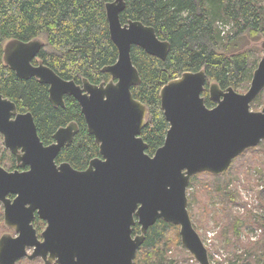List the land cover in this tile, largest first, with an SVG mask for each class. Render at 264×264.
I'll use <instances>...</instances> for the list:
<instances>
[{"label":"water","instance_id":"95a60500","mask_svg":"<svg viewBox=\"0 0 264 264\" xmlns=\"http://www.w3.org/2000/svg\"><path fill=\"white\" fill-rule=\"evenodd\" d=\"M124 7L125 0L105 3L117 59L102 70L116 82L92 84L84 78L81 89L60 78L42 59L32 63L44 44L37 37L13 38L3 46V62L19 78L34 76L50 85L53 105L63 103L65 92L76 98L100 156L84 170L68 162L56 166L54 157L64 142L72 140L76 124L57 129L56 142L44 146L31 112H17L15 103L0 93L4 144L19 166H30L24 172H8L0 166L4 222L18 232L0 236V264L38 257L41 264H134L147 229L157 219L177 225L182 246L199 264H210L189 215L186 190L195 174H223L236 156L264 139V105L260 110L250 108L264 89V53L245 92L209 84L212 108L201 95L204 68L184 71L163 84L159 99L169 127L163 144L150 155L140 136L149 110L131 91L141 78L130 52L137 45L164 59L170 43L139 20L122 22ZM257 44L264 51V39ZM7 192L16 194L12 203L5 198ZM35 210L47 223L42 239L30 223ZM136 223L139 232L133 234Z\"/></svg>","mask_w":264,"mask_h":264},{"label":"trees","instance_id":"16d2710c","mask_svg":"<svg viewBox=\"0 0 264 264\" xmlns=\"http://www.w3.org/2000/svg\"><path fill=\"white\" fill-rule=\"evenodd\" d=\"M107 1L0 0V93L14 101L18 110L32 112L44 141L50 139L60 124L71 119L77 121L80 130L72 143L61 149L58 160H67L78 169L98 156L99 150L94 136L86 130L76 102L69 97L64 108H54L43 84L19 78L3 62V46L13 38L26 41L37 37L44 42L39 57L60 76L76 80L86 78L93 83L106 80L109 74L102 71V67L117 59V48L111 40L106 18ZM120 19L122 22L139 20L150 25L159 38L170 43L164 59L148 54L137 45H132L130 52L141 78L131 91L149 110L141 131L148 154H153L163 144L168 129L159 99L163 84L184 71L204 68L203 95L210 105L209 83L215 81L221 88L247 89L257 65L256 52L252 53L251 49L263 51L257 41L258 37H264V0H125ZM222 24L231 28L225 36L221 33ZM243 36L254 39L251 45L255 47L245 45L232 50L233 43ZM261 101H264V89L253 105ZM197 175L205 176V188L223 200L224 216L231 224L229 204L233 193L226 189L227 173L199 172ZM198 194L189 195L187 207L191 219L204 223L208 214L199 212L207 211V207L204 196ZM139 228L138 223L133 225L132 233H138ZM178 228L157 219L147 229L134 264H182L176 252L182 246Z\"/></svg>","mask_w":264,"mask_h":264},{"label":"rangeland","instance_id":"374dc122","mask_svg":"<svg viewBox=\"0 0 264 264\" xmlns=\"http://www.w3.org/2000/svg\"><path fill=\"white\" fill-rule=\"evenodd\" d=\"M221 31L225 36L231 31L230 25L222 24ZM258 38L257 42L264 39ZM253 42L254 39L243 36L233 43L231 49L236 50L245 45L253 48ZM251 51L256 52L258 63L264 52L257 49ZM246 90L236 89L241 93ZM256 99L257 97L251 102L252 110H260L264 105V101L253 105ZM2 147L0 137V152ZM225 172L228 175L226 189L233 193L229 204L231 224L224 216L223 200L205 188V176L195 174L186 190L187 200L192 193L204 196L207 211H200L199 214L208 215L204 223L191 219L194 228L204 242L210 264H264V139L250 150L242 152ZM176 252L181 256L182 264H199L184 247L180 246ZM41 263V259L32 262L23 259L18 264Z\"/></svg>","mask_w":264,"mask_h":264},{"label":"flooded vegetation","instance_id":"af4514ba","mask_svg":"<svg viewBox=\"0 0 264 264\" xmlns=\"http://www.w3.org/2000/svg\"><path fill=\"white\" fill-rule=\"evenodd\" d=\"M38 59H41V58L39 57V55H37V56L32 60V63L36 64ZM50 68H51V67H50ZM51 69H52V68H51ZM52 70H53V69H52ZM53 71H54V72H55L60 78H62L63 80L73 81L74 84H75L76 86H78L79 88L83 89L84 86H83L82 81H83L84 78H81V79H78V80L73 79V78H64V77L60 76L55 70H53ZM102 71H103V70H102ZM105 72H106V71H105ZM107 73H108V72H107ZM15 74H16V73H15ZM108 74H109V73H108ZM28 79H34L36 82H38L39 84H43V85L46 87V90H47V99H48V101L50 102V104H51L54 108H58V107H60V108H64L65 105H66V99L70 97V98H72V99L76 102V104H77V106H78V108H79V111L81 112L80 107H79V104H78L76 98H75L71 93H67V92L63 93V96H62V101H63V103L60 104V105H56V106H55V105H53V104L51 103V100H50V98H49V87H50V85L47 84V83L40 82V81H39L36 77H34V76H32V77H30V78H28ZM85 79H86V78H85ZM24 80H26V79H24ZM87 80H88V79H87ZM110 80H112V81H114V82L117 81V79H116V78H113L110 74L108 75V78H107L106 80H102V81H100V82H98V83H93V82H91L90 80H88V81H89L90 83H92V84H100V83H102V82H103V83H107V82H109ZM212 82H215V81H212ZM210 83H211V82H210ZM210 83H209V84H210ZM131 88H132V87H131ZM207 89H208V99H209V101H211V104H210V105H207V104H206V99H205L206 97L203 95V91H204V90L202 91V94H201V95L204 97L205 105H206L207 107H209V108H212V107H214L215 102H214L213 100H211V98H210V96H209V85H208ZM85 92H86V91L83 90V93H85ZM6 98H7V97H6ZM8 99H9V98H8ZM11 101H12V100H11ZM13 102H14V101H13ZM14 103H15V102H14ZM15 105H16V103H15ZM16 110H17V112H19V113L31 112V111H20V110H18L17 105H16ZM31 114H32V112H31ZM81 114H82V113H81ZM32 116H33V115H32ZM82 117H83V121H84L85 126H86V130L88 131V128H87V125H86V122H85V119H84L83 114H82ZM33 119H34V117H33ZM34 122H35V120H34ZM69 123H75V124H76V128H75L76 130L74 131V134H73V136H72V140H71L70 142H64V143L62 144V146L59 148V150H58L56 156L54 157V163H55L56 166H58V165H60L61 163H64V162H68V163H70V162L67 161V160H58V155H59V153H60V151H61V149H62L63 147H65V146L71 144L72 141L75 139L76 135L78 134V132H79V130H80V125H79V123H78L77 121H75V120H73V119L68 120V121H66V122L63 123V124H60L59 126H57V127L54 129V131L52 132V134H51V136H50V139H49L48 141H44V140L42 139V137H41L40 134L38 133V128H37V125H36L37 134H38V136H39L41 142L43 143L44 146H48V145H50V144L56 142V140H55V138H54V134H55L56 130L59 129V128H64V127H66ZM35 124H36V122H35ZM144 126H145V125H144ZM144 126H143V127H144ZM168 127H169V124H168ZM142 129H143V128H142ZM142 129H141V131H142ZM88 133H89V132H88ZM90 134H91V133H90ZM91 135H92V134H91ZM140 136H141V132H140ZM0 137L2 138V142H3V147H2L1 152H0V166H1L4 170H6V171H8V172H14V171H17V172H24V171L29 170V168H30L29 164H24V165H22V166H19V165H18L17 160H16V156L10 151V149L6 148V146H5V144H4V137H3V135H2L1 133H0ZM141 137H142V136H141ZM94 140H95V139H94ZM95 142H96V141H95ZM96 143H97V142H96ZM97 145H98V143H97ZM98 150H99V146H98ZM150 155H152V154H150ZM99 156H100V154H99L98 156H95V157H99ZM95 157H93V158H95ZM93 158H91V159H93ZM4 159H5V160H4ZM91 159L88 160V163H87V165H86L84 168H82V169H78V168H75V167H74V168L77 169V170H84V169H86V168L89 166V163H90V160H91ZM70 164H71V163H70ZM71 165H72V164H71ZM15 196H16L15 193L7 192L5 198H7V199L12 203L13 199L15 198ZM26 206H28V205H26ZM4 212H5V205H4L3 202L0 201V236H1L3 233H11L12 235H16L18 232H16L15 230H13L12 228L8 227V226L5 224V222H4ZM30 223L32 224L33 228L35 229L36 234H37V237H38L39 239H42V238H41V233H42V231L46 228L47 223H46L45 220H43L42 218L39 217V215H38V213H37L36 210L33 212L32 220H31ZM29 252H31V249H29ZM23 259H25V260H27V261H30V260H28L27 258H22V259H19V260L17 261V264L19 263V261H21V260H23ZM36 259H40V257L35 258V259L31 260V261H34V260H36Z\"/></svg>","mask_w":264,"mask_h":264},{"label":"built area","instance_id":"2783aa9c","mask_svg":"<svg viewBox=\"0 0 264 264\" xmlns=\"http://www.w3.org/2000/svg\"><path fill=\"white\" fill-rule=\"evenodd\" d=\"M204 243V242H203Z\"/></svg>","mask_w":264,"mask_h":264}]
</instances>
